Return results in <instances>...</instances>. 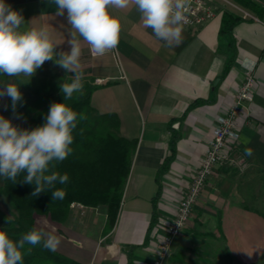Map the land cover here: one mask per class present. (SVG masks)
<instances>
[{"label":"crops","instance_id":"0c3cea01","mask_svg":"<svg viewBox=\"0 0 264 264\" xmlns=\"http://www.w3.org/2000/svg\"><path fill=\"white\" fill-rule=\"evenodd\" d=\"M4 2L23 16L22 30L46 28L57 45L55 51H70L67 13L55 15L52 0ZM261 4V12L245 8L255 17L241 18L233 26L236 53L225 73L231 48L219 35L222 12L199 27L181 25L180 42L166 45L143 25L131 2L124 9H110L121 24L116 47L120 66L110 53L93 55L78 37L80 71L95 85L91 106L100 113L116 114L119 135L135 140L136 146L110 228H105L103 206L74 203L62 222H53L46 215L34 216L38 229L60 238L56 251L81 264H145L151 259L154 232L173 216L177 197L203 156L218 118L250 71L256 84L252 100L236 121L239 136L231 150L234 158L245 159L247 167L241 171L231 164L217 166L193 209L219 219L218 233L236 264H264V215L244 207L237 188L255 178L264 187V2ZM68 75L73 77L71 72ZM0 116L28 128L25 116L1 105ZM172 135L174 156L167 170L158 175L170 152ZM246 149L252 155H246Z\"/></svg>","mask_w":264,"mask_h":264},{"label":"clouds","instance_id":"9594fccd","mask_svg":"<svg viewBox=\"0 0 264 264\" xmlns=\"http://www.w3.org/2000/svg\"><path fill=\"white\" fill-rule=\"evenodd\" d=\"M130 2L140 14L143 25L151 28L156 38L166 45L180 42L188 0H52L56 6L55 15L67 13L71 29L68 52L55 51L57 45L46 28L22 30L23 16L0 0V75L30 79L45 62H54L67 73H73L70 83L60 84L63 102L50 105L41 125L20 128L10 119L0 116V177L15 183L20 173H26L22 182L35 185L33 196L44 192L45 186L54 188L56 183L68 182L66 173H50V166H54L53 162H63L72 152V131L77 127L78 113L65 101L71 100L76 93L83 94L79 39L87 43L95 56H104L115 49L120 39L121 24L110 9H124ZM3 97L11 100L15 114L17 105L23 100L19 87L4 83L0 86V98ZM15 118L20 117L16 115ZM79 118L85 117L80 114ZM246 155H252V151L246 149ZM51 194L52 200L65 196L61 189H55ZM41 244L44 249L55 252L60 238L33 228L14 242L0 230V264H23L22 250L25 246Z\"/></svg>","mask_w":264,"mask_h":264},{"label":"trees","instance_id":"16d2710c","mask_svg":"<svg viewBox=\"0 0 264 264\" xmlns=\"http://www.w3.org/2000/svg\"><path fill=\"white\" fill-rule=\"evenodd\" d=\"M240 6L261 12L264 0H233ZM241 16L231 11H223L219 35L225 37L231 48L224 73L231 66L236 48L232 35L233 26ZM73 77L67 82H71ZM90 77H83V94H74L71 100L65 101L78 113L77 127L72 131L74 137L71 145L72 152L63 162H53L50 173L67 174L66 184L56 183L54 188L45 186L44 192L33 196L35 185L23 183L26 173H20L16 182L2 179L0 194H2L15 211L8 216L0 210V230L5 231L14 242L35 228V215H46L53 222H62L68 216L70 204L80 203L84 206H103L106 214V226L113 225L124 185L129 173L135 140L126 139L119 135V120L114 113H100L90 104V94L95 88ZM40 97V95H39ZM46 103L29 108V114L22 113L28 119V128H34L45 122L50 105L53 102H63L61 88L53 96L45 97ZM17 114L20 112L17 111ZM80 114L85 118L80 119ZM174 135L169 140L170 152L164 157L157 174L167 170L169 162L174 156ZM49 173V174H50ZM61 189L65 192L63 199L52 200V191ZM155 220V219H154ZM152 220V224L154 223ZM218 219V231H220ZM28 249H31L30 251ZM23 264H81L72 258L58 252H50L42 244L35 247L26 245L22 250ZM179 255H172L169 261L178 262ZM194 264H200L195 261Z\"/></svg>","mask_w":264,"mask_h":264},{"label":"built area","instance_id":"2783aa9c","mask_svg":"<svg viewBox=\"0 0 264 264\" xmlns=\"http://www.w3.org/2000/svg\"><path fill=\"white\" fill-rule=\"evenodd\" d=\"M226 10L240 15L241 18L255 17L233 0H188L184 11L186 22L182 25L190 27L202 26L218 12ZM107 53L112 54L117 65L120 66L117 49H112ZM255 84L254 76L250 71H247L226 112L218 118V123L212 130L203 156L189 175L190 178L185 190L177 197L173 216L169 220L160 223V229L154 232L156 245L153 257L145 264H167L172 253L174 239L180 235L190 222L194 204L199 198L207 178L214 173L217 166L231 164L241 171L247 167L245 159L234 158L231 155V150L232 143L239 136L236 121L241 114L242 108L247 102L252 100ZM74 203L77 202H72L70 206ZM77 204L80 207L82 206L80 203Z\"/></svg>","mask_w":264,"mask_h":264},{"label":"rangeland","instance_id":"374dc122","mask_svg":"<svg viewBox=\"0 0 264 264\" xmlns=\"http://www.w3.org/2000/svg\"><path fill=\"white\" fill-rule=\"evenodd\" d=\"M69 78L71 76L54 62H45L30 79L24 76L17 78L0 75V86L4 83H13L19 87L23 100L17 105L16 113L18 111L21 115L29 114L30 107L45 104V97L53 96L60 88V84L67 82ZM0 105L4 110L13 113L11 100L8 97L0 98ZM237 188L243 196L244 207L264 215V187L259 186L258 179L248 180ZM1 197L4 196L0 194V208L12 217L15 211L7 199L3 200L4 198ZM192 213L187 227L175 241L174 254L170 255H179V260L178 262L168 260V264H194L195 261L200 264H236L226 249L222 235L218 233L217 217H210L196 209H193Z\"/></svg>","mask_w":264,"mask_h":264}]
</instances>
